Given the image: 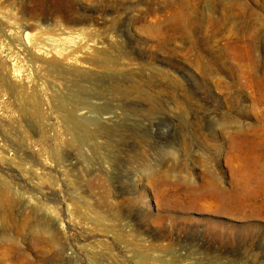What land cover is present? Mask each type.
Masks as SVG:
<instances>
[{
  "label": "rangeland",
  "instance_id": "rangeland-1",
  "mask_svg": "<svg viewBox=\"0 0 264 264\" xmlns=\"http://www.w3.org/2000/svg\"><path fill=\"white\" fill-rule=\"evenodd\" d=\"M0 264H264V0H0Z\"/></svg>",
  "mask_w": 264,
  "mask_h": 264
},
{
  "label": "bare ground",
  "instance_id": "bare-ground-1",
  "mask_svg": "<svg viewBox=\"0 0 264 264\" xmlns=\"http://www.w3.org/2000/svg\"><path fill=\"white\" fill-rule=\"evenodd\" d=\"M18 29V28H17ZM23 32L26 33V36H25V39H26V44L24 41V46L25 48H27V46L29 47V45H36V47L39 49V52L42 53V54H45L46 51H48L47 49L44 48V45L43 46H40L39 43H33V38H34V34H31L30 32H27V30L25 29ZM23 36V35H22ZM70 38V37H69ZM63 39L64 40V44H70L69 46L71 45H75L77 46L78 42H76V40L79 38V37H75V38H70V39ZM39 39V38H38ZM62 40V41H63ZM78 40H81V39H78ZM23 45V44H22ZM71 46V47H73ZM17 48V47H16ZM64 48V47H63ZM54 49V48H53ZM52 49V50H53ZM57 49V48H56ZM82 49V48H81ZM43 50V51H42ZM61 50V49H60ZM60 50H57L58 52H60ZM65 50V49H64ZM71 50V49H70ZM38 51V50H37ZM50 51V50H49ZM56 51V50H55ZM32 52V51H31ZM64 53V52H63ZM61 52V54H63ZM66 53V52H65ZM76 55V54H75ZM80 90V89H79ZM82 90V89H81ZM80 92V91H79ZM83 93H85L83 91ZM91 93V92H90ZM82 94V93H81ZM58 102V107L65 110L66 109V112L68 114V120L70 123H72L73 127L75 129L76 128V124L78 123L77 120H76V117L74 116V113L71 109H67V106L69 107V101H67L66 99H63V98H59L57 100ZM26 103V102H25ZM31 104L33 106V109H25L23 111V113L25 115H31V116H35V115H38L39 114V111H38V108H39V102L37 101V99L35 97H33V99L31 100ZM24 106V105H23ZM81 118H83L81 116ZM81 126V125H80ZM72 127V128H73ZM81 128V127H80ZM73 130V139H74V142H81L82 144H88L90 140H92L93 138H97V135H99V132H97V130L95 131H87V130H83L81 133L80 132H77L76 130L72 129ZM79 147V146H78ZM85 147V146H84ZM91 148V154L90 156H83V159L84 161H86L87 163H91L92 161L96 160L97 161V147L96 146H93V147H90ZM99 157V156H98ZM106 159L102 158V161L104 162Z\"/></svg>",
  "mask_w": 264,
  "mask_h": 264
}]
</instances>
